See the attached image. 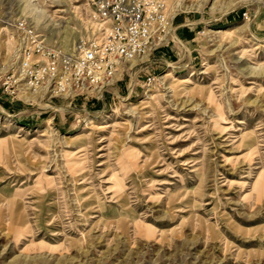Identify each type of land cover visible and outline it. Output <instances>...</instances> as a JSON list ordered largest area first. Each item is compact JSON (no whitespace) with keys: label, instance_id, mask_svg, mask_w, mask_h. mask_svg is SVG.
Segmentation results:
<instances>
[{"label":"rangeland","instance_id":"1","mask_svg":"<svg viewBox=\"0 0 264 264\" xmlns=\"http://www.w3.org/2000/svg\"><path fill=\"white\" fill-rule=\"evenodd\" d=\"M164 1L88 91L21 62L82 47L92 0H0V264H264V0Z\"/></svg>","mask_w":264,"mask_h":264},{"label":"built area","instance_id":"2","mask_svg":"<svg viewBox=\"0 0 264 264\" xmlns=\"http://www.w3.org/2000/svg\"><path fill=\"white\" fill-rule=\"evenodd\" d=\"M92 8L97 30L75 53L58 58L54 52L46 60L34 57L31 51L23 55L24 86L46 80L51 90L71 86L100 90L122 73L124 63L156 48L169 30L164 0H92Z\"/></svg>","mask_w":264,"mask_h":264}]
</instances>
